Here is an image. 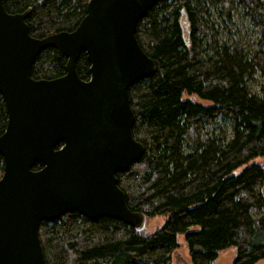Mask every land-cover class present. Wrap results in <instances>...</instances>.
I'll return each mask as SVG.
<instances>
[{
  "label": "trees",
  "instance_id": "obj_1",
  "mask_svg": "<svg viewBox=\"0 0 264 264\" xmlns=\"http://www.w3.org/2000/svg\"><path fill=\"white\" fill-rule=\"evenodd\" d=\"M89 1L4 0V6L9 14L28 11L30 35L42 39L74 31ZM238 13L259 28L257 40L224 41L221 23H233ZM136 37L157 71L129 90L133 137L145 153L117 173L118 185L130 210L147 222L169 217L150 235L120 220H92L78 212L43 221L46 263L172 264L184 233L193 264H213L232 247V264H256L264 259V167L238 170L264 156V0H161L138 22ZM66 63L48 47L35 59L32 77H62ZM90 67L82 52V80L91 78ZM7 123L0 94V136ZM3 172L0 154V179Z\"/></svg>",
  "mask_w": 264,
  "mask_h": 264
},
{
  "label": "water",
  "instance_id": "obj_2",
  "mask_svg": "<svg viewBox=\"0 0 264 264\" xmlns=\"http://www.w3.org/2000/svg\"><path fill=\"white\" fill-rule=\"evenodd\" d=\"M159 1L90 0L74 31L39 39L30 35V13L9 14L0 0V94L8 115L0 136V264H47L40 225L68 213L145 229L146 216L130 210L117 173L145 153L133 137L129 90L157 71L136 28ZM48 47L67 58L66 74L36 80L32 66ZM82 52L88 81L77 73Z\"/></svg>",
  "mask_w": 264,
  "mask_h": 264
},
{
  "label": "rangeland",
  "instance_id": "obj_3",
  "mask_svg": "<svg viewBox=\"0 0 264 264\" xmlns=\"http://www.w3.org/2000/svg\"><path fill=\"white\" fill-rule=\"evenodd\" d=\"M223 31L224 41H228L229 43H233L236 41L245 43L248 40H257L260 36V30L257 27L249 22V20H244L241 17V13H238L233 23L225 24L221 23ZM235 35V39L230 35ZM262 79L258 77V80L253 84L252 88L255 93L259 92L260 84ZM197 102H200L205 105H209L210 102L203 101L201 99H197ZM251 164H259L264 167V156L257 157L251 160L249 163L245 164L241 167L238 172H241L244 168ZM168 215H159L151 218L145 227V234L150 235L154 233L157 229L162 227L167 219ZM197 228L193 227L192 230ZM178 248H176L172 253V264H193L189 255L188 246L185 239V234L181 233L178 235ZM236 256V249L234 247L222 250L219 252L217 259L213 264H232ZM256 264H264V259L260 260Z\"/></svg>",
  "mask_w": 264,
  "mask_h": 264
}]
</instances>
